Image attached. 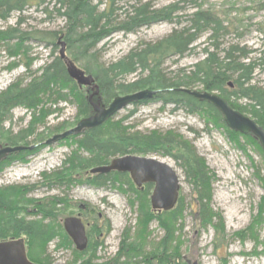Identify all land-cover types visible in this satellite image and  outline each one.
Segmentation results:
<instances>
[{
	"label": "rangeland",
	"instance_id": "1",
	"mask_svg": "<svg viewBox=\"0 0 264 264\" xmlns=\"http://www.w3.org/2000/svg\"><path fill=\"white\" fill-rule=\"evenodd\" d=\"M94 1L97 3L105 0ZM141 1L151 2L156 8L177 4L181 11L172 23L159 22L134 33H116L97 46L93 57H76L71 61L74 60L79 69L94 75L142 43L165 38L177 28L176 21H186L187 16L197 9L208 10L224 23L230 24L229 34L221 40L223 47L238 44L246 51L263 49L264 35L261 29L264 30V0ZM41 9L32 8L24 12V22L19 28L24 32L60 31L65 28L63 18L56 13L45 14ZM18 15L14 13L10 19L0 20V32L14 28ZM207 37V34L203 35L194 44V49L184 56L168 60L165 65L167 75L177 80V75L182 73L178 74L177 71L187 70L201 60V50ZM60 50L58 41L57 47L33 40L24 44L12 39L0 41V92L10 89L12 85L19 88L34 85L39 81L43 69L58 57ZM69 50L70 47L66 45L67 55H76ZM259 56V52L252 54L251 59ZM135 78L136 74L130 75L125 83ZM252 78L251 84L264 91V64L257 66ZM190 89L204 90L199 84L191 85ZM86 90L79 88L75 81L74 85H59L53 90V93L56 91L58 94L52 97L54 104L39 103L33 107L20 105L11 111L3 124H0V144H11L9 142L18 140L20 145H38V149L16 154L14 159L0 162V188L20 189L23 198L18 215L24 217V220L46 226L61 223V233L68 239L70 237L63 226L65 218L81 213L88 225L86 231L89 241L91 238L95 241L92 250H89V242L84 251H78L71 239V246L66 247L62 245L63 239L55 235L50 240H34L33 246L28 248V256L33 253V258L40 261L37 263L110 264L122 249L123 240L129 243L134 241L142 225L147 227L148 236L144 248H141L142 256L132 262L147 264L144 256L151 253L155 244L166 236L159 219L153 218L148 210L150 208L153 211L150 201L153 189H148V184L144 188L137 187L129 174L117 171L111 172V180L104 188L88 184L87 177L92 175L90 169L79 170L71 176L69 183L64 182V177L80 165V157L87 159L89 153L80 148L77 137H69L50 146L44 145L58 127L63 126L68 130L84 117L82 107L79 106ZM117 95L124 93H117L114 97ZM236 102L244 109L243 114L253 118L250 100L240 98ZM209 110L192 114L153 100L129 106L113 120L120 121L127 134L148 136L157 132L164 136L174 132L190 142L205 162L211 190L208 205L223 220L225 229L219 235L210 225L203 227L197 221L195 189L186 177L181 162L167 156H147L171 165L179 176L182 210L181 217L173 221L177 227V242L173 246L178 247L181 259L179 264H264V215L259 224L253 223L255 217H258L260 205L264 207V152L252 136L235 132L224 122L215 121L213 116L208 115ZM119 174L123 177L119 178ZM144 193H147L145 199L142 196ZM55 201L53 209L56 210H51L52 215H49L42 207ZM142 203L146 207H142ZM54 213L60 215L58 223L50 217ZM153 213L160 215L162 212ZM164 214L166 219H173L170 211ZM252 225L258 240L249 236L247 229Z\"/></svg>",
	"mask_w": 264,
	"mask_h": 264
},
{
	"label": "trees",
	"instance_id": "2",
	"mask_svg": "<svg viewBox=\"0 0 264 264\" xmlns=\"http://www.w3.org/2000/svg\"><path fill=\"white\" fill-rule=\"evenodd\" d=\"M262 6L264 9V4ZM32 8H42L43 13L48 15L56 13L65 21V28L60 31H22L19 28L24 22L22 14ZM180 11L181 7L177 4L156 8L151 2H142L141 0H105L97 3L94 0H0V20L6 21L14 13L19 14L17 27L11 28L8 32H0V41L12 39L17 40L19 44H24L33 40L36 43L57 47V41L60 36H63L67 47H70L69 51H74L76 54L70 55L71 59L76 57L89 59L94 56L97 46L112 35L119 32L134 33L140 28L149 27L159 22L172 23ZM176 23L177 28L165 38L156 42L142 43L115 63L105 65L93 75L100 89L102 103L107 105L111 102V97L117 93L127 94L148 88L159 91L154 100L160 101L163 105H172L176 109L181 108L192 114L210 109L208 115L213 116L215 121L223 122L221 113L211 104L199 101L189 94L177 90L180 88L190 89L191 85L199 84L202 85L204 91L218 92L227 99L231 107L241 113L244 109L237 104V99L250 100L253 109L251 115L264 128V91L251 84L255 69L264 64V41L262 50L246 51L238 44H229L223 47L221 40L229 34L230 24L224 23L215 14L204 9H197L187 16L186 21H176ZM261 32L264 35V30L261 29ZM205 34L208 37L201 50L203 58L187 70L177 71V73L182 72L178 73L177 80L169 77L165 68L167 61L175 56L182 57L192 51L194 44ZM258 52L259 58L251 59V55L258 54ZM246 60L249 62L246 63ZM258 60L259 63H257ZM134 74H136V78L125 83L126 78ZM41 78L40 84L36 82L33 85L34 89L19 88V86H15V88L12 85L10 89L0 92V124H3L7 116L17 106L33 107L39 103L45 105L48 102L54 104L55 100L52 97L57 94L56 91L53 93L55 87L63 84L74 85V81L68 76L66 67L59 57H56L43 69ZM230 81L233 83L232 89L228 87ZM111 92L114 95L110 94ZM80 104L82 114L84 117L88 116L90 109L86 95L81 96ZM65 129L60 126L56 129L55 134L64 132ZM124 130L120 121L110 119L102 126L89 130L80 137L71 136L78 138L80 148L89 153V158L80 157V165L75 166V170L64 177V182L69 183L71 176L79 170L88 171L93 167L108 164L112 158L117 156H167L176 162H181L185 168L186 177L193 183L196 193L195 213L198 215L197 221L200 226L210 225L218 235L223 234L225 232L223 220L208 205L211 190L207 167L190 142L174 132H169L164 136L154 132L145 136L127 134ZM9 143L11 144L5 145H20L18 140ZM15 157L16 154L10 155L7 160H12ZM112 174L89 175L87 182L97 188H104L110 182ZM121 174L117 176L123 177ZM59 183L63 184L60 181ZM147 186L148 189L153 188L151 184ZM146 195L147 193L142 194L144 199ZM22 196L20 189L16 191L13 187L0 188V240L17 239L24 236L28 248H31L34 240H50L53 236L59 235L63 239L62 245L70 247L72 242L63 232L61 233V223L57 221L60 215L54 213V216H50L58 224L49 226L26 221L24 217L18 215ZM141 205L146 207L144 203ZM55 206L56 201L44 205L42 208L52 215L51 210L55 211L56 209H53ZM181 207L182 203L179 199L178 205L173 211H170L173 219L165 218L164 213L169 211H162L161 214L159 213L160 215H155L153 211H156H151L148 207L152 217L159 219L166 236L155 244L151 253L144 256V262L147 264H179L181 261L178 247L173 246V243L177 242V238H175L177 227L174 222L178 217H181ZM259 210L258 217H255L253 221L255 224H259L264 215L262 205ZM253 226L247 231L249 236L258 240L257 232L253 231ZM147 231V227L141 225L134 241L129 243L124 239L122 249L110 264H133L134 259L142 256L141 248H144L145 238L148 236ZM89 242V250H92L95 241L91 238ZM29 257L34 262H40L33 258V253L29 254ZM123 258L124 261H122Z\"/></svg>",
	"mask_w": 264,
	"mask_h": 264
},
{
	"label": "water",
	"instance_id": "3",
	"mask_svg": "<svg viewBox=\"0 0 264 264\" xmlns=\"http://www.w3.org/2000/svg\"><path fill=\"white\" fill-rule=\"evenodd\" d=\"M60 37V59L66 67L68 76L77 82L80 87H88L87 97L90 115L80 120L77 125L62 133L55 134L45 141V145H54L70 136L81 135L89 130L102 126L120 111L139 102L150 101L157 96L158 90L143 89L124 95H117L106 106L102 103L100 89L91 74L79 69L66 55V42ZM232 87V82H229ZM195 99L206 101L213 105L222 115L224 123L233 131L243 135H251L256 139L264 151V128L254 119L233 109L228 101L217 93L180 88ZM38 145L10 146L0 145V162L11 154L23 151H33ZM129 173L131 179L138 187L146 183L154 185L150 201L152 209L158 212L170 211L175 208L180 191V181L176 170L166 162L154 157L126 155L116 157L107 165L97 166L90 170L91 174H109L111 172ZM63 226L67 235L72 239L78 251H84L89 239L86 226L79 216H70L64 219ZM0 264H38L31 262L26 253L23 239L13 241H0Z\"/></svg>",
	"mask_w": 264,
	"mask_h": 264
},
{
	"label": "flooded vegetation",
	"instance_id": "4",
	"mask_svg": "<svg viewBox=\"0 0 264 264\" xmlns=\"http://www.w3.org/2000/svg\"><path fill=\"white\" fill-rule=\"evenodd\" d=\"M83 209H86V207L83 206ZM76 216H79V217L82 219V221L84 222L85 226H88V225L85 223V220L83 219L81 213H78ZM26 253H27V257H28V252L26 251ZM33 262H34V261H33Z\"/></svg>",
	"mask_w": 264,
	"mask_h": 264
},
{
	"label": "bare ground",
	"instance_id": "5",
	"mask_svg": "<svg viewBox=\"0 0 264 264\" xmlns=\"http://www.w3.org/2000/svg\"><path fill=\"white\" fill-rule=\"evenodd\" d=\"M41 81H42V78L40 77V79H39V81H38V83L40 84L41 83ZM29 88L30 89H34V86L32 85V84H30L29 85ZM185 89V88H184ZM34 91V90H33Z\"/></svg>",
	"mask_w": 264,
	"mask_h": 264
}]
</instances>
